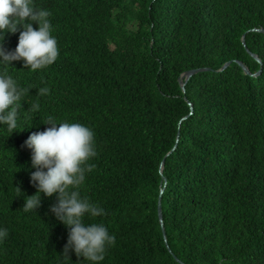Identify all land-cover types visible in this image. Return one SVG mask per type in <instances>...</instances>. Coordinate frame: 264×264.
Segmentation results:
<instances>
[{
    "label": "trees",
    "instance_id": "16d2710c",
    "mask_svg": "<svg viewBox=\"0 0 264 264\" xmlns=\"http://www.w3.org/2000/svg\"><path fill=\"white\" fill-rule=\"evenodd\" d=\"M33 4L51 13L59 56L36 72L22 61L0 65L30 89L14 132L0 126V227L8 231L0 264H91L71 250L62 257L68 228L50 211L56 194H41L36 212L22 210L36 194L23 144L50 127L49 116L95 133L94 167L79 191L105 210L85 222L116 237L100 264H264V31L250 30L264 29V0ZM22 30L6 33V49ZM236 60L261 70L247 74ZM197 67L211 70L191 75L182 91L180 74ZM45 86L50 94L37 95Z\"/></svg>",
    "mask_w": 264,
    "mask_h": 264
},
{
    "label": "clouds",
    "instance_id": "9594fccd",
    "mask_svg": "<svg viewBox=\"0 0 264 264\" xmlns=\"http://www.w3.org/2000/svg\"><path fill=\"white\" fill-rule=\"evenodd\" d=\"M50 15L48 10H37L33 0H0V65L7 67L13 61H22L24 68L36 72L55 62L59 49L56 37L51 34ZM33 22L38 28H33ZM18 25L23 29L18 44L14 50H8L3 44L5 35L16 33ZM29 90L21 88L10 75L0 73V126H6L11 134L17 128L18 102ZM48 94L47 86L38 89L37 95ZM39 107L34 103L31 110L38 111ZM43 124L50 127L31 133L23 144L31 150V167L35 171L30 174V182L36 194L26 196L22 210L36 212L41 206V194L45 197L56 194L57 203L50 205V211L68 228L62 257L70 260L71 250L91 264H100L107 249L115 245L116 237L102 223L85 222L86 218L105 215V210L82 197L79 191L86 172L94 167L87 161L97 155L95 133L82 123H57L52 116ZM7 236V229L0 227V243Z\"/></svg>",
    "mask_w": 264,
    "mask_h": 264
},
{
    "label": "water",
    "instance_id": "95a60500",
    "mask_svg": "<svg viewBox=\"0 0 264 264\" xmlns=\"http://www.w3.org/2000/svg\"><path fill=\"white\" fill-rule=\"evenodd\" d=\"M250 30H257V31H262V32L264 31V29H262V28H252V29H250ZM241 40H242L243 45L245 46L244 34H243ZM246 50H247L248 53H250V55H251L252 57H254L257 61H260L259 57H258L255 53L250 52L247 48H246ZM230 62H231V61H227V62H225V63H224V64H223L218 70H222V69L226 68V67L229 65ZM236 62L242 67V69H243V71H244L245 73L250 74V75H257V74L260 72V70H261V68H259V70L256 71L255 73H251V72L249 71L248 67H247L243 62L238 61V60H236ZM203 70H211V68H209V67H197V68L188 69V70L182 72V73L180 74L179 78H178V81H179V84H180V86H181L182 91L185 90V87H184V86H185V82H186V80H187L191 75H193L194 73L199 72V71H203ZM183 118H185V117H183ZM177 135H178V133H177ZM176 141H177V139H176ZM175 146H176V143L173 145V147L171 148V150L169 151V153L175 148ZM169 153H168V154H169ZM163 162H164V158H163V160H162L161 163H160V169H162V167H163ZM163 179L165 180V177H163ZM164 183H165V182H164ZM157 213H158V218H159V221H160V225H161V230H162V234H163V237H164V241H165V243L167 244V241H166V234H165V231H164L163 220H162L161 200H160V197L158 198V202H157ZM174 257H175V256H174ZM175 259L178 260L181 264H184V263L181 262L178 258L175 257Z\"/></svg>",
    "mask_w": 264,
    "mask_h": 264
}]
</instances>
